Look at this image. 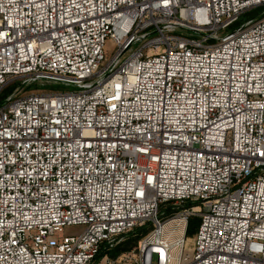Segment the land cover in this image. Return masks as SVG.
I'll return each mask as SVG.
<instances>
[{
	"label": "built area",
	"instance_id": "1",
	"mask_svg": "<svg viewBox=\"0 0 264 264\" xmlns=\"http://www.w3.org/2000/svg\"><path fill=\"white\" fill-rule=\"evenodd\" d=\"M262 5L0 0V264H264Z\"/></svg>",
	"mask_w": 264,
	"mask_h": 264
},
{
	"label": "rangeland",
	"instance_id": "2",
	"mask_svg": "<svg viewBox=\"0 0 264 264\" xmlns=\"http://www.w3.org/2000/svg\"><path fill=\"white\" fill-rule=\"evenodd\" d=\"M264 12V5L256 7L251 12L244 14L241 17V21H245L251 17L257 18L262 15ZM29 89H41V90H49V91H72V90H78V87L72 84H65L61 82H41L38 81L36 83H33ZM74 229H68L69 232H72ZM193 237V236H192ZM191 237V238H192Z\"/></svg>",
	"mask_w": 264,
	"mask_h": 264
},
{
	"label": "trees",
	"instance_id": "3",
	"mask_svg": "<svg viewBox=\"0 0 264 264\" xmlns=\"http://www.w3.org/2000/svg\"><path fill=\"white\" fill-rule=\"evenodd\" d=\"M198 226H199V218H197V217L192 218L190 220V223H189V226H188V229H187V236L188 237H192L195 234ZM136 232L138 233L137 236L136 237L132 236V237L128 238L123 244H121L120 246L117 247L115 253H120L122 251L128 250L134 244H136L138 239L141 236L139 229L136 230Z\"/></svg>",
	"mask_w": 264,
	"mask_h": 264
},
{
	"label": "bare ground",
	"instance_id": "4",
	"mask_svg": "<svg viewBox=\"0 0 264 264\" xmlns=\"http://www.w3.org/2000/svg\"><path fill=\"white\" fill-rule=\"evenodd\" d=\"M191 242H192V238L189 237V238H188V243H191Z\"/></svg>",
	"mask_w": 264,
	"mask_h": 264
}]
</instances>
